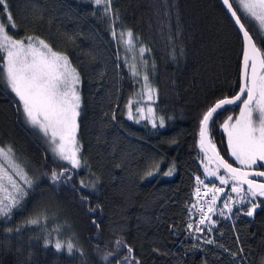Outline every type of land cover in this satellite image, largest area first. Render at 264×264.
Returning <instances> with one entry per match:
<instances>
[{
    "label": "trees",
    "instance_id": "trees-1",
    "mask_svg": "<svg viewBox=\"0 0 264 264\" xmlns=\"http://www.w3.org/2000/svg\"><path fill=\"white\" fill-rule=\"evenodd\" d=\"M8 4L19 26L9 29L13 38L44 39L80 75L81 166L72 171L50 156L0 83V146H10L33 178L11 218L0 217V264H115L128 255L118 240L133 248L140 264H262L264 207L253 217L236 207L230 215L215 213L213 230L205 227L199 239L187 230L197 216L187 209L195 177L204 176L199 121L217 100L239 90L242 40L219 0H112L109 15L91 0ZM127 31L131 47L119 39ZM141 47L147 49L143 56ZM132 65L139 75L133 76ZM144 75L156 89L152 104L165 118L163 128L127 118L130 99L145 104L139 95ZM238 109L226 106L210 124L218 150L233 165L220 125ZM64 169L51 180L53 170ZM41 213L38 224L25 223ZM205 236L216 243L204 244ZM57 240L72 241L76 249L57 251ZM109 252L116 255L105 261Z\"/></svg>",
    "mask_w": 264,
    "mask_h": 264
},
{
    "label": "snow or ice",
    "instance_id": "snow-or-ice-1",
    "mask_svg": "<svg viewBox=\"0 0 264 264\" xmlns=\"http://www.w3.org/2000/svg\"><path fill=\"white\" fill-rule=\"evenodd\" d=\"M91 2L97 7L103 6L105 15L112 14V0ZM222 4L242 35L239 91L234 96L217 100L202 114L199 121L198 147L202 153L204 175L214 177L221 186L213 183L209 187L199 176L195 178L197 186L193 193L194 201L187 205L189 216L193 214L199 216L194 223L187 224V230L193 234V239H199L196 234L204 233L205 227L211 233L217 223L212 214L217 212V201L222 196L226 198L223 208L219 210L220 216H224L225 211L231 213L233 205H250L244 212L248 217H253L258 208L264 207V182L257 179L264 178V170H258L264 168V48L257 43L259 41L264 44V0H222ZM4 17L7 23L4 22ZM245 21L254 27L255 34L250 33ZM18 27L8 0H0V61H2L0 83L10 89L18 99L26 122L46 138L54 158L68 162L74 169L80 168L81 149L77 139L81 109V96L77 88L81 83L80 75L69 58L54 51L44 39L37 36L13 38V35L9 34V29L15 31ZM113 36H116L115 31ZM119 39L131 47L133 33L121 32ZM139 51L143 56L147 49L141 47ZM132 74L139 75L135 65H132ZM143 80L139 95L141 100L148 102V106L145 109L139 102L130 99L126 105L127 118L137 123L140 120H147L153 128H163L165 118L158 117L151 106L154 103L156 89L149 84L148 75H144ZM134 103L138 106L133 110ZM231 105L239 107V114L228 116L220 127L227 137L228 154L239 167H234L221 155L210 135V124L214 114ZM158 167L159 165H156L157 169ZM221 170L223 174H220ZM173 171L174 168H170L165 175H171ZM66 172L67 169L59 173L53 170L51 180L54 182L59 180ZM151 175L152 171L146 173V176ZM81 183L84 184L83 181ZM32 184L33 178L16 161L14 150L10 146H0V217L11 218L13 210L21 205L27 195L24 186L30 188ZM229 184L235 197L226 193L225 187H222ZM42 215L41 213L35 218H29L25 223L38 224ZM48 243L46 240L45 246ZM116 243L118 248L123 244L128 255L122 260L117 259L115 264H140L133 255L132 247L124 244L122 240ZM203 243L213 245L216 242L205 236ZM54 247L60 251L65 245L57 240ZM66 247L69 254L76 249L72 241L67 242ZM224 250L228 251L226 248ZM230 254L234 258L237 256L236 252ZM115 255L116 253L109 252L103 259L107 261L110 256Z\"/></svg>",
    "mask_w": 264,
    "mask_h": 264
},
{
    "label": "rangeland",
    "instance_id": "rangeland-1",
    "mask_svg": "<svg viewBox=\"0 0 264 264\" xmlns=\"http://www.w3.org/2000/svg\"><path fill=\"white\" fill-rule=\"evenodd\" d=\"M245 23H246L247 26H249L248 23H247V21H245ZM252 28H254V27H252ZM143 82H144V80H143ZM1 84H2L3 88H4L8 93H10V94L12 95L13 99H14V100L17 102V104L19 105V101H18V99L15 97V95H14L13 93H11L10 89H7L6 86H5L3 83H1ZM77 88H78V91H79V93H80V90H79V88H80V84L77 86ZM237 92H238V91H237ZM80 96H81V93H80ZM140 98H141V97H140ZM142 101H143V100H142ZM154 101H156V100H155V97H154ZM140 105H142V104H140ZM142 106H144L145 109H146L147 106H148V102L145 101V104H143ZM151 106L154 108V105H153V104H152ZM234 106H235V105H234ZM19 109H20V114H21V116H22L23 124H24V125H25V126H26V127H27V128L33 133V134H34V135H36L38 139H40V140L42 141V145L45 146V148L47 149V151H48V153L50 154V156H53V154H52V152H51V150H50V146H49V144H48L46 138H44L43 135L40 134V133L38 132V130L34 129L31 125H29V124L26 122L25 116H24V114H23L22 107L19 106ZM154 109H155V108H154ZM238 114H239V109H238V111L236 112L235 116L238 115ZM148 123H149V122H148ZM149 125L152 127V125H151L150 123H149ZM77 134H78V133H77ZM53 157H54V156H53ZM55 159H56V158H55ZM56 160H58V159H56ZM58 161H59L60 163H64V164H65L66 166H68V167L70 168V170H72V171L78 169V168H76V169L72 168V166H71L68 162H66V161H61V160H58ZM233 166H235V167H239V165L236 164L235 161H234V165H233ZM201 167H202L203 175H204V168H203L202 164H201ZM258 170H264V168H260V169H258ZM220 174H221V173H220ZM195 180H196V179H195ZM202 180H204L205 183L208 184L209 187H211V185H212V184H209V183H212L211 180H215L213 183H215L217 186H221V185L219 184V181L216 180L214 177H206V176L204 175L203 178H202ZM208 182H209V183H208ZM222 187H225V192H226V193L231 194V195H233V197H235V194H232V193H231V185H230V184H229L228 186H222ZM245 188H246V186H245ZM225 198H226V197L222 196L221 199L217 201V212H216V213H219V210L223 208V202H224V199H225ZM220 202H221V206H220ZM257 202H258V200H257ZM247 206H250V205H247ZM247 206H245V205H233V209H234L235 207L238 208V209L241 208L240 211L243 212V215H244V212H246V210H247ZM228 214L230 215L231 213H228L227 211H225V215H224V216H226V215H228ZM212 215H213V217H214L215 213H213ZM244 216H246V215H244ZM247 217H248V216H247ZM56 228H59V227H56ZM67 242H69V241H66V240H65V242H64L65 247L62 248V250H60V251H66V250H67V247H66ZM55 243H56V242H55ZM67 251H68V250H67ZM202 264H207V263L203 262ZM262 264H264V259H263V261H262Z\"/></svg>",
    "mask_w": 264,
    "mask_h": 264
},
{
    "label": "water",
    "instance_id": "water-1",
    "mask_svg": "<svg viewBox=\"0 0 264 264\" xmlns=\"http://www.w3.org/2000/svg\"><path fill=\"white\" fill-rule=\"evenodd\" d=\"M219 2H220V4H221V6H222V8L224 9V11H225V13L228 15V17H229V19H231V21H232V23H233V25H234V27H235V29H237V31H238V28H237V26L234 24V21H233V19L231 18V16H230V14L227 12V10H226V8L223 6V4H222V0H219ZM239 32V31H238ZM239 35H240V38H241V40H242V35L239 33ZM241 63H242V56H241ZM240 72H241V66H240ZM239 91V90H238ZM239 103V102H238ZM214 105V104H213ZM215 115V114H214ZM235 167V166H234ZM223 171V170H222ZM257 179H259L261 182H264V178H257ZM246 186V185H245ZM247 187V186H246Z\"/></svg>",
    "mask_w": 264,
    "mask_h": 264
},
{
    "label": "built area",
    "instance_id": "built-area-1",
    "mask_svg": "<svg viewBox=\"0 0 264 264\" xmlns=\"http://www.w3.org/2000/svg\"><path fill=\"white\" fill-rule=\"evenodd\" d=\"M195 178H196V177H195ZM202 191H203V189H202ZM198 219H199V216H198V214H197L195 221L198 220ZM195 221H194V222H195ZM194 222H193V223H194Z\"/></svg>",
    "mask_w": 264,
    "mask_h": 264
}]
</instances>
